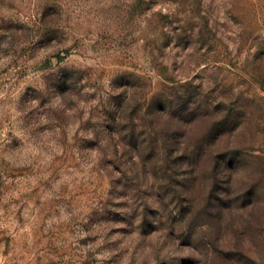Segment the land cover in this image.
I'll use <instances>...</instances> for the list:
<instances>
[{"label":"rangeland","instance_id":"1","mask_svg":"<svg viewBox=\"0 0 264 264\" xmlns=\"http://www.w3.org/2000/svg\"><path fill=\"white\" fill-rule=\"evenodd\" d=\"M0 264H264V0H0Z\"/></svg>","mask_w":264,"mask_h":264},{"label":"trees","instance_id":"2","mask_svg":"<svg viewBox=\"0 0 264 264\" xmlns=\"http://www.w3.org/2000/svg\"><path fill=\"white\" fill-rule=\"evenodd\" d=\"M179 93L181 94V98L180 95H178ZM196 96H198V94L196 95L193 91L189 90L187 85H182L181 87L178 88V93L175 92V94L169 96V98H167V101L165 102L166 103L165 106L161 108L163 109L164 112L170 111L173 113V115H179L180 121H185V120L189 121L190 118L195 119L202 113L204 109L203 106L192 107L188 105L191 104L190 102H192L191 101L192 97H196ZM182 98H184V102H185L184 108H182L180 105V100L181 101L183 100Z\"/></svg>","mask_w":264,"mask_h":264}]
</instances>
